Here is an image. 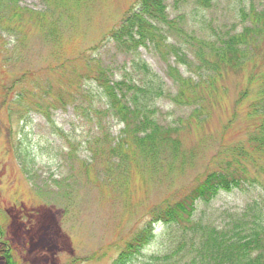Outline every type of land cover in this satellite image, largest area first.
Instances as JSON below:
<instances>
[{
  "label": "rangeland",
  "instance_id": "1",
  "mask_svg": "<svg viewBox=\"0 0 264 264\" xmlns=\"http://www.w3.org/2000/svg\"><path fill=\"white\" fill-rule=\"evenodd\" d=\"M137 1L19 0V10H11L14 14L4 16L0 22V225L6 234L3 242L13 249L15 261L20 264H111L119 244L143 225L154 206L185 192L198 177L225 168L226 161L233 159L230 148L243 145L249 138L247 108L260 88L259 82L250 83L251 68L240 73L226 72L216 91L200 93L197 102H202L203 115L181 135L190 158L187 166L184 162L182 169L177 165L173 171L166 167L154 173L129 151L130 162L124 174L114 169L108 179L105 172L98 176L105 153L96 158L94 150L91 152L81 143L88 135L97 134L96 126L86 123L75 108L93 85L92 80L83 77L87 70L83 54L100 43ZM176 2H168L171 19L196 11L195 0H179L178 5ZM247 5L264 10V0H247ZM206 17L219 30L231 31L232 25L242 28L230 12L228 0H215ZM185 31L192 29L187 25ZM168 36L166 44L181 43L173 34ZM197 36L206 38L200 32ZM190 49L191 57L198 47ZM140 52L174 92L167 76L169 66H175L174 56L166 55L163 47H143ZM178 68L185 77L193 76L188 68ZM260 70H264V63ZM35 87L38 94L47 88L53 89L57 97L60 92L63 101L59 103L56 98V108L47 115L33 106L37 97L42 99L40 95L32 96ZM247 89L252 92L251 98L237 106ZM62 90L75 97L72 99L68 92L64 97ZM90 102L87 99L82 106L86 108ZM195 108L199 106L159 102L164 124L174 118H188ZM49 121L61 129V136L53 134ZM22 128L33 148L29 156L34 158V166L29 174L12 151L20 141L23 145L27 142ZM104 129L116 143L124 127L110 118ZM105 148L106 145L102 149ZM239 161L248 166L256 182L244 191L222 193L209 204L198 203L195 218H205L221 228L228 215L264 197V161H258V167L249 158ZM174 230L175 226L157 225L155 239L143 251L139 264L162 251Z\"/></svg>",
  "mask_w": 264,
  "mask_h": 264
},
{
  "label": "trees",
  "instance_id": "2",
  "mask_svg": "<svg viewBox=\"0 0 264 264\" xmlns=\"http://www.w3.org/2000/svg\"><path fill=\"white\" fill-rule=\"evenodd\" d=\"M214 1L195 0L196 11L171 19L169 0H138L100 43L83 54L87 66L83 77L92 80L93 85H90L86 99H80L75 108L86 123L96 126L97 134L93 137L88 135L81 143L92 149L91 152L94 150L96 158L101 152L105 153L104 165L98 170V176L105 172L106 179L114 169L124 174L123 170L130 162L129 151L138 155L145 168L152 169L154 173L166 167L173 171L177 165L182 169L184 162L187 166L189 156L182 146L181 135L188 125L194 120L200 121L203 115L200 108L202 102H197L200 93L216 91L224 73H240L248 68L254 69L250 83H260L254 100L247 108V117L251 121L249 138L243 145L230 148L233 159L226 161L225 168L198 177L185 192H179L173 199L154 206L143 225L133 230L119 244L120 247H116L117 255L111 259V264H139L143 251L155 239L157 225L175 226L176 230L167 237L164 249L142 264H264L263 196L247 203L241 212L228 215L221 228L206 222L205 218H195L198 203L209 204L222 193L244 191L256 182L248 166L239 160L252 159L257 167L258 161H264V70H260L264 63V10L260 11L253 5L248 7L247 0H228L230 12L238 18L242 28L232 25L231 31L219 30L210 25L206 17V11L212 8ZM18 5L19 0H0V22H3L4 16L14 14L10 13L11 10H19ZM15 16L18 17L17 14ZM187 25L192 31H185ZM198 32L206 38L199 39ZM168 34H173L181 43L166 44V40L170 39ZM194 46L198 49L190 57V48ZM143 47H163L166 55L174 56L175 66H169L167 72L174 92L142 58L140 51ZM178 67L188 68L193 76L185 77ZM83 77L81 75L80 79ZM79 88H76L77 92ZM36 89L32 90V96L36 98L40 95L42 99L37 97L33 106L37 105L47 115L56 108V98H59V103L63 101L60 92L57 97L51 88L42 94H38ZM68 93L72 99L75 97L74 93ZM251 96L250 89L242 92L237 106ZM87 99L91 102L85 108L82 104ZM162 100L176 106L196 105L199 108H195L186 119L174 118L164 124L159 109ZM110 118L124 127L116 143L104 129L105 121ZM49 122L53 134L61 136L59 132L62 131L56 123ZM21 132L27 142L23 145L20 141L12 151L17 153L25 173L29 174L34 166V158L29 156L33 148L23 128ZM5 236V230L0 225V261H3L2 264H20L15 261L13 249L3 242Z\"/></svg>",
  "mask_w": 264,
  "mask_h": 264
}]
</instances>
